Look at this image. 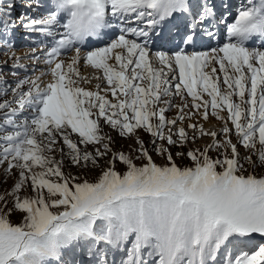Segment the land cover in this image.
<instances>
[{
    "label": "snow or ice",
    "instance_id": "1",
    "mask_svg": "<svg viewBox=\"0 0 264 264\" xmlns=\"http://www.w3.org/2000/svg\"><path fill=\"white\" fill-rule=\"evenodd\" d=\"M0 55V264H264V0H0Z\"/></svg>",
    "mask_w": 264,
    "mask_h": 264
},
{
    "label": "rangeland",
    "instance_id": "2",
    "mask_svg": "<svg viewBox=\"0 0 264 264\" xmlns=\"http://www.w3.org/2000/svg\"><path fill=\"white\" fill-rule=\"evenodd\" d=\"M17 11H20L19 9V6L17 7ZM18 39V41H17ZM15 43L17 45V48L19 49H24V50H27L24 45H26L28 42L26 40L23 39V37L20 35V31L17 30V33H16V36H15ZM215 43V42H214ZM97 45H100V44H97ZM212 45V44H211ZM216 45V44H215ZM168 46V45H166ZM5 57L3 55H0V59H4ZM7 71V69L5 70ZM85 75H88V76H92L93 75V70L92 72H89V74H85ZM9 79H11V77L9 76L8 77ZM92 84L91 85H87L89 87H94L98 81L95 80V79H92ZM169 115H172V113H169ZM212 120H216L215 118H213ZM221 126V123L219 124ZM105 131H108L107 127L105 128ZM113 136H115L116 134L114 132L111 133ZM128 141H125V140H117V145L116 147L119 148L120 145H127ZM241 151H243V149H241ZM156 159V162L157 163H161V160L158 158V157H154ZM178 163H180V161H178ZM9 184H11V181L8 182ZM14 220H16L17 218L16 217H13Z\"/></svg>",
    "mask_w": 264,
    "mask_h": 264
},
{
    "label": "bare ground",
    "instance_id": "3",
    "mask_svg": "<svg viewBox=\"0 0 264 264\" xmlns=\"http://www.w3.org/2000/svg\"><path fill=\"white\" fill-rule=\"evenodd\" d=\"M17 41H18V39H17ZM215 42V43H214ZM216 44V41L214 40L213 42H212V45H210V46H216L215 45ZM98 46H101V45H97V44H93V47H98ZM251 46V45H250ZM162 47H163V50H169L170 48H172L173 50H174V46H169V47H167L166 48V45H164L163 43H162ZM189 50H192V49H189ZM195 50H197V51H203V50H206L205 48H201V47H197ZM26 50H24V49H19V48H17V52H18V54H20V55H23L24 54V52H25ZM81 71H82V74L83 75H85V74H89V72H92V70L90 69V68H82L81 69ZM92 84V83H91ZM221 122H219V121H217V120H212V123L211 124H209V125H206V127H212L213 125H215L216 127H220V124Z\"/></svg>",
    "mask_w": 264,
    "mask_h": 264
}]
</instances>
